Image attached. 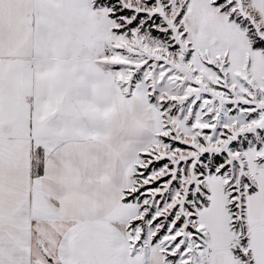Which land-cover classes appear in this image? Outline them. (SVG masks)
Returning <instances> with one entry per match:
<instances>
[{
	"label": "snow or ice",
	"instance_id": "1",
	"mask_svg": "<svg viewBox=\"0 0 264 264\" xmlns=\"http://www.w3.org/2000/svg\"><path fill=\"white\" fill-rule=\"evenodd\" d=\"M0 264H264V0H0Z\"/></svg>",
	"mask_w": 264,
	"mask_h": 264
}]
</instances>
